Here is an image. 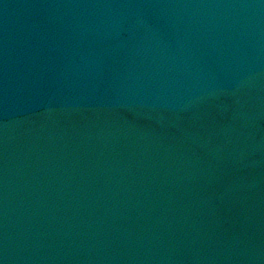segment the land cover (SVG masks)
I'll return each instance as SVG.
<instances>
[{
  "label": "water",
  "instance_id": "95a60500",
  "mask_svg": "<svg viewBox=\"0 0 264 264\" xmlns=\"http://www.w3.org/2000/svg\"><path fill=\"white\" fill-rule=\"evenodd\" d=\"M0 264H264V0H0Z\"/></svg>",
  "mask_w": 264,
  "mask_h": 264
}]
</instances>
